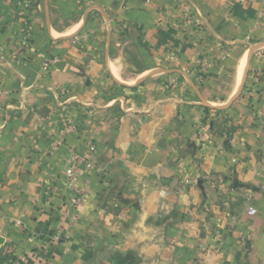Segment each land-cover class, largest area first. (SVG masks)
<instances>
[{"label": "crops", "instance_id": "crops-1", "mask_svg": "<svg viewBox=\"0 0 264 264\" xmlns=\"http://www.w3.org/2000/svg\"><path fill=\"white\" fill-rule=\"evenodd\" d=\"M262 11L0 0V264H264Z\"/></svg>", "mask_w": 264, "mask_h": 264}, {"label": "rangeland", "instance_id": "rangeland-1", "mask_svg": "<svg viewBox=\"0 0 264 264\" xmlns=\"http://www.w3.org/2000/svg\"><path fill=\"white\" fill-rule=\"evenodd\" d=\"M186 5H188V4H186ZM182 10H183V12H184V17L186 18V19H188V22L189 21H191V18H192V13H191V10L189 9V8H187V6H185V8H182ZM262 12H264V11H262ZM220 59H223V56L221 57L220 56ZM206 64V68L204 69L202 66H201V64ZM197 64H198V67H199V70H200V78H206L207 76H208V70H209V66H210V64H211V62H209V61H207V60H197ZM250 74V73H249ZM252 75V74H251ZM249 75H247V78H246V84L248 83L250 86H249V89L248 90H246V84H245V94L247 95V96H251V95H249V91L255 86V84L257 83V81H258V77H255L254 76V74L252 75L253 76V78L251 79L253 82L252 83H250V82H248L247 81V79L249 78L248 77ZM65 123H66V125H65V130L69 127V125H67L68 123H72L71 122V120H69V118H67L66 116H65ZM70 178H71V188L74 186V182H75V177H73V176H70ZM75 187V186H74ZM73 189V188H72ZM37 252L38 253H43L44 252V247H40L39 249H37ZM24 264H28V263H25L24 262Z\"/></svg>", "mask_w": 264, "mask_h": 264}, {"label": "built area", "instance_id": "built-area-1", "mask_svg": "<svg viewBox=\"0 0 264 264\" xmlns=\"http://www.w3.org/2000/svg\"><path fill=\"white\" fill-rule=\"evenodd\" d=\"M151 1L153 0H147V3H151ZM186 5L182 6V8H185ZM261 16L264 18V12L261 13ZM191 21H192V18H191ZM191 21L189 23H191ZM31 29V26L29 25L28 22H25L24 23V27H22L21 29V37L22 39H25V36L27 35L28 33V30ZM25 43V42H24ZM26 44V43H25ZM52 63V60L51 59H47L44 64H43V69L46 70L48 69L49 65ZM201 66L205 69L206 68V64H201ZM256 93V90L255 88L253 87L250 91H249V95L253 96L254 94ZM67 125H69V127L67 128V130H69V128L71 127L70 123H68ZM90 151L93 153V154H96L97 152V149H96V146L93 145L90 147ZM88 165H90V163L88 162ZM72 176V175H71ZM74 190L76 189L74 186L72 187ZM81 201H83V196L82 194L80 193V191L76 190L75 191V196L72 197L71 199V202L73 205H77L79 203H81ZM252 214H256V211H252ZM73 222H76L77 221V217L74 216L72 218Z\"/></svg>", "mask_w": 264, "mask_h": 264}, {"label": "water", "instance_id": "water-1", "mask_svg": "<svg viewBox=\"0 0 264 264\" xmlns=\"http://www.w3.org/2000/svg\"><path fill=\"white\" fill-rule=\"evenodd\" d=\"M260 47H261V46H255V47H253V48L251 49V51H250V55L253 53V51H254L255 49H259ZM249 61H250V60H249ZM247 75H248V68L246 67V70H245V73H244V77H243V81H242V85H241L240 93L242 92V90H243L244 87H245ZM240 93H239V95H240Z\"/></svg>", "mask_w": 264, "mask_h": 264}, {"label": "trees", "instance_id": "trees-1", "mask_svg": "<svg viewBox=\"0 0 264 264\" xmlns=\"http://www.w3.org/2000/svg\"><path fill=\"white\" fill-rule=\"evenodd\" d=\"M249 86H250V85L247 83V84H246V90H248V89H249Z\"/></svg>", "mask_w": 264, "mask_h": 264}]
</instances>
